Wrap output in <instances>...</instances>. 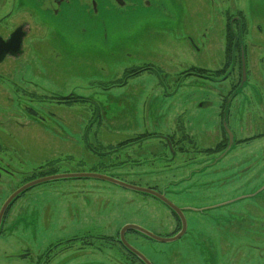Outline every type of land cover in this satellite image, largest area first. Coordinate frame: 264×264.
I'll return each instance as SVG.
<instances>
[{"label":"rangeland","instance_id":"rangeland-1","mask_svg":"<svg viewBox=\"0 0 264 264\" xmlns=\"http://www.w3.org/2000/svg\"><path fill=\"white\" fill-rule=\"evenodd\" d=\"M95 1L101 15L106 12L108 18L103 21L105 29H101L99 36L83 32L89 24L82 25L77 17H71L73 20L65 25V50L54 30H39L31 47L32 57L26 64L0 65L2 79H11L16 73L21 75L20 80L24 75L33 77L41 86L65 92V111H58L59 107L50 99L13 94L10 82L0 81V210L39 168H54L65 174L102 172L96 167L93 148L106 151V144L132 137L133 131L145 128L175 137L174 131L182 126L184 133L201 148L221 140V101L217 92L228 86L218 85L222 75L212 83L174 81L192 66L219 67L216 57L223 55V44L216 39L221 36L220 26L212 29L217 43L201 49V53L183 39L200 32L191 27L197 15L213 19L223 9L245 7L253 17L263 8L264 0H125L122 7L112 0ZM10 6H5L6 11ZM107 7L109 10L105 11ZM78 43H85L86 47ZM255 51L261 63L249 75L245 90L238 89V103L236 107L232 105L231 115L228 102L223 116V123H228L239 137L264 132V45ZM140 68L146 70L126 83L127 71ZM123 79V87L111 88ZM41 103H48L45 110L65 116L57 125L59 129L55 125L45 128L32 124L18 108L23 105L39 111ZM96 138L103 146L97 144ZM244 147L226 157L225 152L212 159L200 153L191 154L198 157L197 166L211 161L205 167L206 173L195 166L198 171H194V176L190 175L189 166L178 171L165 169L167 163L154 157L139 165L140 160L133 155L126 171H146L148 177L120 178L139 180L136 186L141 188L157 184L178 209L189 210L188 230L183 239L172 243L146 238L129 242L152 264H264V138ZM186 159H178L174 164L183 165ZM81 183L83 180H59L30 189L2 224L0 264H31L18 255H35L64 235L92 230L110 234L125 223L160 237H169L175 230L174 217L163 203L94 180L85 183L100 186L99 191L104 190L102 187L108 190L88 196L91 203L86 204L75 188ZM97 197L102 200L99 206ZM63 243H54L58 246L51 250L48 264H71L93 258L90 251L76 252L77 245L65 255ZM93 245L95 249L101 248V254L94 253L98 264H142L119 246L110 247L104 241Z\"/></svg>","mask_w":264,"mask_h":264},{"label":"flooded vegetation","instance_id":"flooded-vegetation-1","mask_svg":"<svg viewBox=\"0 0 264 264\" xmlns=\"http://www.w3.org/2000/svg\"><path fill=\"white\" fill-rule=\"evenodd\" d=\"M112 2L119 7H122L123 5L125 6L126 4L125 0H112ZM6 5H8V7L11 5L10 9L8 8V11H6ZM107 10H109L108 7L105 9V11ZM82 12L85 15H81ZM248 13L249 11L245 7H237L234 10L229 8L223 9L219 11V13L213 19H209V16L197 15L194 17L196 20L192 23L191 27L199 29L200 32H193L191 33L192 35H187L183 39L184 41L188 42L190 46L197 52H200L201 49H208L212 44H216L219 40H221L223 44V55L216 57L219 64L218 68L211 69L206 67L192 66L187 71H183L182 73H180L174 80L177 83L182 79H193V84L195 82H198V80H205L212 83V81L216 78L219 79V75H222L223 80L221 81V84L219 83L218 85H220V87H223L222 83H228L227 88L223 90L220 89L221 91L217 92V94L220 96L221 101V109L219 112V119H221L219 126L221 140L219 141V143H216L211 147L201 148L198 146L194 139H192L188 134L184 133V128H182V126H179V128L174 131L175 137L174 134L165 135L162 133L149 132L145 131V128H143L141 132L133 131L134 136L132 137L124 138L117 143L106 144L108 148L106 151H102L99 148H93L94 154L97 159L96 167H100L102 172L92 170V172L90 173L101 174L103 176H107L117 180L122 179L123 181H126L131 185L138 186L137 182L139 180H124V177L120 178L122 177V175L138 178L143 177V179L144 177H148L149 173H147L146 171H142L139 173H131L129 171H126V166L131 164V161L129 159H131L134 155L140 160L137 162V164L139 165L144 163L146 164L147 162H149V157H154L152 159H158L167 163L168 166H166L165 169L178 171L182 167L189 166L190 175L194 176V171H198L195 170L196 168H203L202 171L206 173L207 169L205 167L211 161L207 163H201L200 166H197L199 164V159L198 157L192 156L191 154L200 153L203 154L204 158L212 159L213 157H217L226 152L227 154H224V157H226L227 155L238 149L245 148L244 145H249L255 139L264 138V132L260 134H254L253 136L248 135L245 137H239L236 134V131H234L232 128H229L228 123H223V116L226 105L229 102L228 112L230 116V109L232 105L234 104V107H236V103H238L237 96L240 95L241 91H239L238 89H242V92L245 90V84L248 81L249 75H251L253 70L256 69L257 64L261 63V58H258L255 50L261 49V47L264 45V6L263 8L261 7L260 9H258L257 12H255L256 15L253 17L248 15ZM106 15V12L104 15H101L100 9L98 8V2L95 0H0V57L3 53H6L4 59L0 61V65L6 62H14L15 65L26 64V62L29 61L32 57L31 47L35 43L34 41L36 39V35L39 36V34H37L39 30H43L44 32H53L54 30L57 34L56 36L58 39V43L61 44L62 49L65 50V25L69 23L70 20H73L71 19V17H77L79 23L82 25L89 24L85 30L83 29V32L89 31L99 36L101 34V29H105V27H102V25L104 24L103 21H108ZM166 16L170 18L175 17V15ZM206 22H209V24L206 25ZM218 26H220L221 36L220 38H216V42L213 40L212 29ZM99 43L100 42H98V44ZM78 46L86 47V44L78 43ZM15 70L17 71V69ZM0 77H3V75H0ZM20 77L21 75H16L15 73L13 76H10L11 79L5 80L0 78V81L10 82V85L12 87V90L10 92H12L13 94L23 93L24 97L37 96L48 98L50 99V102H54L57 104V107H59L58 111L60 109L65 111V92L52 90L46 86H41L39 85V83H37L36 78H28L24 75L20 80ZM124 79L126 80V83L129 81L128 78ZM124 79L115 82L111 86V88L123 87V82L125 81ZM257 93L262 92L257 91ZM46 104L41 103L39 111L33 110L23 105H20V107L18 108L24 116L29 117L28 119L31 120L32 124L45 128H50L55 125L57 130L59 129L57 125L61 124V122L64 121L65 116L59 115L57 113L58 111L53 113L50 110H45L44 105ZM205 104L206 102H203L202 106H204ZM259 107H261V105H259ZM14 118L18 119L19 115H14ZM21 120H23L22 117ZM96 142L101 147L102 144L98 142V138H96ZM185 157L187 159L183 165H181L180 163L174 164L176 160ZM195 166L197 167L194 168ZM1 172L2 171L0 170V173ZM33 173L35 174H33L31 177L34 178H32L30 181L41 177L64 174L59 173L58 170H54V168H39ZM68 180H83V183H81V185L79 186H75V188H78V195L85 200L86 204L91 203L90 199L87 198L88 196H92L97 193H104L108 190H105V187H102L104 188V190L99 191L100 186H97L94 183H85L86 181L95 180L96 182H105L115 187L117 186L118 188V185L102 179L81 178ZM147 187L166 197V194L159 190V186L157 184ZM121 188L130 190L124 187ZM28 191L21 194L9 206L3 222L8 216V213L12 210V207L22 197H24V195ZM137 193L163 203L164 206L170 211L176 222V227L169 237H173L182 231V218L177 212L173 211L163 201L151 194H145L141 192ZM95 201H97L98 206L102 203L100 197H97ZM179 210L186 220V234L188 230L186 213L189 209L184 207ZM29 218L27 219L31 221L32 219ZM28 223H25V225L27 226ZM127 225L129 224L125 223L117 226V228H115V230H113L110 234H104L100 231L92 230L85 231L83 233H75L66 237L64 235L59 237V239L57 238L52 241L53 243L50 242L45 247V249L40 250L35 255L30 252H25L23 254H19L18 257L29 260L31 264H48V262L51 261L52 258L51 250H54L53 247L58 246L56 244L54 245V243L65 242L63 243V245H61V247H65V255L70 250L75 248L76 245L78 249V251L76 252L90 251V253L93 254V258L91 259L83 260L78 263H75V261L71 264H98L99 262L95 261L96 259L94 253L101 254L102 252L100 247L98 249L93 248V243L100 241L108 242L110 247H113V245L119 246L123 250L134 256L125 248V246L122 244L121 239L124 238L130 245H132L129 242L131 241V239L149 238L134 230H127L122 233L124 227ZM1 234L2 232L0 230V236ZM184 235L180 239H183ZM69 242H71L72 244H69ZM135 258L137 259V257ZM137 260L140 261L139 259Z\"/></svg>","mask_w":264,"mask_h":264},{"label":"water","instance_id":"water-1","mask_svg":"<svg viewBox=\"0 0 264 264\" xmlns=\"http://www.w3.org/2000/svg\"><path fill=\"white\" fill-rule=\"evenodd\" d=\"M5 54L6 53H3L1 55L0 61H2L4 59ZM81 178L102 179V180H106L108 182H111L113 184H116L118 186L133 190V191H137V192H141V193H145V194H151V195L159 198L161 201H163L173 211L177 212L182 218V231L180 233H178L177 235L173 236V237H160L158 235H155V234L149 232L145 228H142V227H140L138 225H133V224H129V225L125 226L123 231H122V233L127 231V230H134V231H137V232L147 236L149 239L154 240L156 242H160V243H172L174 241L179 240L185 234L187 225H186V220H185L183 214L165 196L160 195L158 192H156V191H154L152 189L137 187V186L128 184L126 182H123V181H120V180H117V179H114V178H110V177H107V176H103V175L97 174V173H68V174L64 173V174H56V175H51V176L37 178V179H34V180L24 184L19 189H17L15 192H13L10 195V197L5 201L4 205L2 206V208L0 210V230H1V226L3 224L4 216H5L8 208H9V206L21 194L25 193L29 189H32L33 187H36L38 185H42V184H45V183L55 182V181H59V180L81 179ZM122 233H121V236H122ZM121 241H122V244L125 246V248L128 251H130L135 257H137V259H139L143 264H152L143 253H141L138 249H136L135 247L130 245L124 238L121 239Z\"/></svg>","mask_w":264,"mask_h":264},{"label":"trees","instance_id":"trees-1","mask_svg":"<svg viewBox=\"0 0 264 264\" xmlns=\"http://www.w3.org/2000/svg\"><path fill=\"white\" fill-rule=\"evenodd\" d=\"M144 70L146 69H136V70H130V71H127V74L125 75L126 77L125 78H132V77H137L139 76ZM129 72V73H128ZM34 178V177H33Z\"/></svg>","mask_w":264,"mask_h":264}]
</instances>
